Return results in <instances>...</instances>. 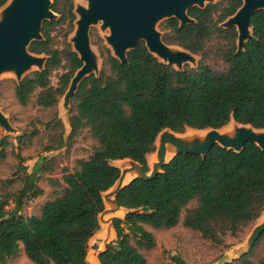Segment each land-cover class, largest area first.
<instances>
[{"label": "trees", "instance_id": "1", "mask_svg": "<svg viewBox=\"0 0 264 264\" xmlns=\"http://www.w3.org/2000/svg\"><path fill=\"white\" fill-rule=\"evenodd\" d=\"M8 0H0L2 8ZM243 0H221L205 9L191 8L196 23L180 26L166 20L161 29L168 45L179 46L201 60L196 69L179 72L150 54L144 42L120 63L99 46L104 67L99 77L83 80L71 101V137L88 131L95 142L88 159L77 162L74 172L63 176L65 187L41 208L38 216L21 214L24 199L43 195L38 187L45 164L24 172V186L15 196L0 199V264H8L23 247L34 264H87L90 240L100 230L99 215L105 210L103 194L120 177L112 161L131 159L149 171L147 156L156 150L161 132L184 133L188 128L220 129L231 120L264 129V11L251 17L253 38L237 51V30L220 25L241 8ZM52 10L59 20L45 21L43 41L29 50L47 55L41 72L26 76L15 87L17 102L26 107L33 99L39 108L57 111L75 73L82 67L78 55L67 43L76 16L73 0H55ZM67 24L62 49L54 46L53 33ZM224 68L215 69L210 63ZM59 70L56 86L53 74ZM57 146H62L63 124ZM22 146L25 137L18 138ZM9 142L0 140V160ZM14 208L7 210L9 202ZM116 201L129 212L114 219L116 241L100 254L101 264H147L144 250L156 246L147 228H184L198 232L215 245L225 238H238L264 212V151L247 143L241 152L214 146L205 157L179 154L153 180L135 179L122 188ZM194 204L189 207V205ZM264 245V232L252 250L241 257L242 264L255 248ZM175 264H187L173 257ZM258 264H264V258Z\"/></svg>", "mask_w": 264, "mask_h": 264}, {"label": "water", "instance_id": "2", "mask_svg": "<svg viewBox=\"0 0 264 264\" xmlns=\"http://www.w3.org/2000/svg\"><path fill=\"white\" fill-rule=\"evenodd\" d=\"M82 1L87 6L78 5L77 2L76 4L74 3L75 30L69 40L73 51L82 62V67L75 73L68 90L61 98L63 101L64 123L70 130L71 101L77 93L80 84L87 77L91 75L99 77L101 73V70H99L101 54L99 57L91 44L90 31L93 25L101 23V29L109 31V34L104 37L109 46L107 48L120 63L126 64L128 62V53L136 49L139 43L144 42L148 52L160 62L182 72L185 70L184 65L196 62L197 55L179 46L166 44L162 33L157 30V23L161 20L176 19L181 27L192 25L196 21L188 14L191 8L205 9L208 4H216L214 3L215 0ZM53 3V0H8L0 8V75L11 72L15 75L17 84H20L26 77L25 73L31 70H33V73L44 70L49 57L45 54L38 55L30 52L29 47L33 42L44 40L42 28L45 21L59 20L58 16L60 15L52 10ZM262 10L264 11V0H243L241 8L235 15L229 17L220 25L222 29L235 28L237 30L238 52H242L246 43L253 38L251 17ZM171 49L175 51L172 52ZM197 67L191 68L196 69ZM230 122H235L244 127L249 126L251 130L243 128L240 130V137L231 139L219 133L223 127L220 129H205L209 133V141L205 144L188 147L176 136L183 133H175L166 129L159 134L155 142L156 150L153 153H155L156 162L152 168H150L148 156L153 153L147 156L148 172L144 170L140 163L131 159L112 161V165L120 170V177L113 187L103 194L105 210L99 215L100 230L91 239L94 240L99 236V239L102 240V248L98 251H93L94 255L90 260L89 253L91 250H89L87 263H92L94 260L96 264H101L99 260L100 254L106 250L109 244L116 241L114 219H123L129 212L116 201V196L122 188L133 180H153L158 174L163 172L164 166L175 156L179 154H197L205 157L216 145L235 152H241L247 143H253L264 151V136L258 134V131H263L264 129H256L251 125L239 124L234 119ZM0 126L7 132L13 131L8 118L1 110ZM189 129L191 128L186 131ZM158 139H160V144H158ZM168 143L174 144L179 150L167 160ZM127 175H131L132 179L125 184L124 180ZM120 214H123V216ZM263 216L261 214L257 220L260 221ZM107 217L110 218L106 219ZM263 232L264 222H259L248 239L246 250L241 252L237 259L240 260L242 256L252 250Z\"/></svg>", "mask_w": 264, "mask_h": 264}, {"label": "rangeland", "instance_id": "3", "mask_svg": "<svg viewBox=\"0 0 264 264\" xmlns=\"http://www.w3.org/2000/svg\"><path fill=\"white\" fill-rule=\"evenodd\" d=\"M55 0H53L54 2ZM221 0H215L214 3ZM78 5L87 6L82 0H73ZM60 18V16H58ZM165 20L157 23V30L164 37V32L161 25ZM75 30L67 36V43ZM67 31V24L59 26V29L53 33L54 46L62 49L64 46V35ZM109 34V31L101 29V23L91 27L90 36L93 49L100 57L99 46L95 45L94 35L99 36L104 47H108L104 37ZM174 52V49H171ZM201 60L200 56H196V62L184 65L186 67H197ZM215 69H223L224 66L219 62L210 63ZM104 67L103 58L100 57L99 70ZM35 70V69H34ZM33 73V70L25 73L26 76ZM62 70L53 74L52 84L57 85L58 79ZM17 80L11 72L0 75V110L8 118L13 129L12 132H7L0 126V140L6 138L9 145L6 149V157L0 160V199L7 195H16L24 186V172H32L34 167L39 164H45V170L41 173V178L38 187L43 190L42 196L32 198L30 195L24 199V207L21 214L25 217L40 215L41 208L48 200L54 198L57 193H61L65 185L63 184V176L66 172H74L77 168V162L81 159H88L93 153L95 142L88 131H83L76 137H71V130L65 125L63 118V101L60 100L57 111L45 110L39 108L35 99H33L26 107L21 106L15 97V87ZM71 116V113H70ZM70 118V117H69ZM56 120H60L64 130L62 134V146L58 149L47 151V148L57 146L58 136L61 133L60 127ZM240 127L234 122H230L223 127L219 132H231L235 128ZM207 130H191L189 129L179 137L192 144L190 141L194 139H202L207 137ZM25 137L24 144L21 146L17 139ZM193 146V145H191ZM132 179L131 175H127L125 183ZM194 204L189 205V207ZM14 208V201L11 200L7 210ZM121 215V214H120ZM264 212L262 213V216ZM123 216V214L121 215ZM107 217L106 219H109ZM264 222V216L256 220L253 224L246 228L243 234L238 238L227 236L224 245H215L210 241L202 238L195 231L183 227L182 222L173 229H152L147 228L156 238V246L151 250H144L142 253L147 260V264H175L173 257L182 258L187 264H242L237 259L241 252L245 251L248 246L254 227L259 223ZM101 236V235H100ZM101 238V237H100ZM99 236L91 241V251L89 260L94 255L92 251L101 244ZM26 258V256L24 255ZM264 258V245L260 244L255 248L253 255L248 257V260L254 264H258L259 260Z\"/></svg>", "mask_w": 264, "mask_h": 264}, {"label": "bare ground", "instance_id": "4", "mask_svg": "<svg viewBox=\"0 0 264 264\" xmlns=\"http://www.w3.org/2000/svg\"><path fill=\"white\" fill-rule=\"evenodd\" d=\"M235 123V122H234ZM238 125V124H237ZM240 127H237L234 129V131H230L228 130L227 133H220L222 136L226 137V138H238V136L240 137L241 135V129L243 128H246L248 130H251V128L248 126V127H244V126H241L239 125ZM258 134H260L261 136H264V130L262 131H258ZM177 138L185 145V146H188V147H193L195 145H200V144H205L206 142L209 141L210 137L209 135L207 137H204L202 139H194V140H191L190 142L192 143L191 145L193 146H189V142H186L184 139L180 138L179 135H176ZM158 144H160V139H158ZM179 150V148L177 146H175L174 144L172 143H168L167 144V154H168V157H167V160L170 159L175 153H177ZM148 162H149V165H150V168H152L153 164L156 162V156H155V153H153L150 157V159H148ZM129 182V181H128ZM126 182V183H128ZM124 183H125V180H124ZM125 183V184H126Z\"/></svg>", "mask_w": 264, "mask_h": 264}, {"label": "crops", "instance_id": "5", "mask_svg": "<svg viewBox=\"0 0 264 264\" xmlns=\"http://www.w3.org/2000/svg\"><path fill=\"white\" fill-rule=\"evenodd\" d=\"M152 155V154H151ZM151 155H149L148 156V159H150V157H151ZM30 173V172H29ZM34 216H38V215H34ZM92 241V240H91ZM91 241H90V243H89V246H90V249L89 250H91ZM101 244H102V241H101ZM101 244L98 246V247H96L95 249H93L92 251H98L99 249H101L102 247H101ZM24 255H25V252H24V249H23V247L21 248V251H20V253H19V255L16 257V258H14V259H12L8 264H34L32 261H30L27 257L25 258L24 257ZM26 256V255H25ZM87 264H96V261H94L93 260V262L92 263H87Z\"/></svg>", "mask_w": 264, "mask_h": 264}]
</instances>
